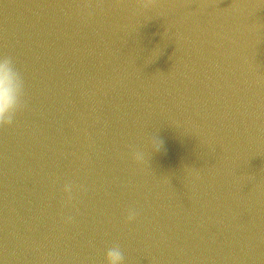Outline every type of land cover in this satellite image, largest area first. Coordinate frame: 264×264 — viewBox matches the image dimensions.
Wrapping results in <instances>:
<instances>
[{
  "label": "water",
  "instance_id": "95a60500",
  "mask_svg": "<svg viewBox=\"0 0 264 264\" xmlns=\"http://www.w3.org/2000/svg\"><path fill=\"white\" fill-rule=\"evenodd\" d=\"M4 56L0 264H264V0H0Z\"/></svg>",
  "mask_w": 264,
  "mask_h": 264
},
{
  "label": "clouds",
  "instance_id": "9594fccd",
  "mask_svg": "<svg viewBox=\"0 0 264 264\" xmlns=\"http://www.w3.org/2000/svg\"><path fill=\"white\" fill-rule=\"evenodd\" d=\"M137 5L142 9L155 6L158 0H136ZM25 83L22 74L16 67L13 59L8 56L0 57V129L11 126L16 115L25 107ZM153 152H159L162 141H152ZM133 160L140 164L143 162V154L138 151L132 153ZM65 193L71 199L72 187L65 185ZM135 210H129L127 220L129 222L136 218ZM68 222L72 218L68 217ZM105 264H124V254L118 245L107 249L105 253Z\"/></svg>",
  "mask_w": 264,
  "mask_h": 264
}]
</instances>
